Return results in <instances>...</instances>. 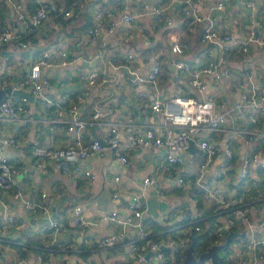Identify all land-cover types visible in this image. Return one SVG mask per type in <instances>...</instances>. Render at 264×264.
<instances>
[{"label": "crops", "instance_id": "crops-1", "mask_svg": "<svg viewBox=\"0 0 264 264\" xmlns=\"http://www.w3.org/2000/svg\"><path fill=\"white\" fill-rule=\"evenodd\" d=\"M19 1L22 2L26 17H18L10 1L0 0V24H11L16 32L26 37L29 47L24 48L17 43L0 45V87L14 86L29 70L32 61L44 49L49 48L54 63L43 67V71L51 77V85L47 91L55 98L69 94L71 99L82 93L79 104L84 117H90L95 106H104V123L97 124L96 129L94 124L88 125L86 134L102 135L112 125H117L123 141H126L132 127L142 130L155 126L158 131L162 130L163 115L151 106L144 107L141 104L142 100H151L150 93L163 99L174 94L201 96L191 84V73L179 69L176 62L184 60L193 66H199L220 55L221 45L217 41L201 40L205 27L213 25L220 31H245L252 26L248 8L242 0H224L223 8L214 7L218 0H197L203 17L194 22L185 15L183 4L178 1L173 10L175 17L172 23H166L153 13L138 14L133 22L120 23L109 37V60L107 56V59L98 58V62L93 65L78 60L93 61L96 58L98 37L88 29L95 21L97 6L101 4L117 12V6L125 2L131 4L132 10L138 13L143 9L144 0H46L51 4V15L39 26L34 25L31 19V13L39 0ZM73 1L76 4L73 13L65 14L66 7ZM145 1L154 4L163 2ZM258 5L260 9H264V0H258ZM175 31L182 42L179 49L172 48V33ZM259 32L263 33L264 30L261 28ZM63 48L76 58L74 64L61 63ZM130 53H133L132 58L129 57ZM6 55H9L8 66L2 63ZM156 60L161 63L158 82L154 84L148 80L135 83L132 79L135 73L146 74ZM227 64L230 72L222 78L206 76L208 91L217 92L220 96V111L229 109L249 84L251 70H255L257 77L264 82V45L252 44L248 51L232 48L227 56ZM93 68L100 71L105 68L108 72L107 79L99 84H90L87 77H80V72ZM9 94L14 99L21 96L13 92ZM33 96L34 99L29 98L26 103L27 111L22 114L27 117L25 123L16 122L9 115L1 114L3 129L0 130V148L18 164L19 172L11 187L2 193L8 207L0 203V217L13 215L15 221L7 230L5 241L0 243V264H7L19 255L36 257L42 245L51 248L41 264H143L128 246L137 237L134 227H126L123 239L113 244L101 245L98 243L99 239L119 231L122 227L120 223L108 221L79 226L72 219L74 206L78 203L84 205L88 217L95 218L115 208L124 210L128 200L138 194L147 200L155 196L167 202V207L156 208L158 215L149 212L147 207L144 217L150 235L161 241L168 252H174V249L166 242L176 235L180 250L175 254L174 261L179 264L184 260L186 247L193 236L197 235L193 231V224L182 219V216L194 208L195 197H198L207 221H219L226 230L225 236L216 237L209 244L223 242L230 230L237 231L230 245L220 249L223 258L219 264H241L239 261L243 257L247 258L246 264H264V256L256 257L249 245L252 236L264 237V168L253 158L255 152L264 153V135L259 133L244 140L235 131L238 124L261 130L262 124L259 121L253 122L249 117L238 116L229 109L226 131L204 132L221 146L229 142L235 147V159L226 174L228 184L225 186V194L231 196L236 191L245 194L242 204L246 207L247 217H243L236 212L240 202L231 207L222 206L216 200L210 203L202 197L203 189L195 182L180 183L169 175L164 169L165 148L162 146L130 148L128 155L131 163L128 166L117 163L114 153L109 149L103 154L90 153L84 164L94 171V178L63 173L52 165L47 171H41L33 164L31 149L34 142L62 144L68 141L72 133L64 122H56L51 127L48 119L54 116L55 111ZM129 118L132 123L126 121ZM11 135L27 141L25 147L2 145L1 138ZM181 154L183 160L178 165L185 170L186 175L195 178L205 159V153L193 144ZM248 157L252 161L249 164V175L244 177L242 167ZM222 158L217 157L209 163L204 177L205 184L220 181L215 175L222 167ZM147 174L155 175L153 185L143 183L142 177ZM115 175L120 177L116 179ZM18 186L30 196L46 191L49 211L31 212L26 209L23 200L12 195L13 189ZM159 188L165 191V196L157 195ZM114 192L118 194L114 195ZM51 219L65 220L68 225L66 230L54 233L52 228L47 227ZM53 235L56 241L50 243ZM201 251L197 250L196 254ZM210 263L211 259H207L204 264Z\"/></svg>", "mask_w": 264, "mask_h": 264}, {"label": "built area", "instance_id": "built-area-1", "mask_svg": "<svg viewBox=\"0 0 264 264\" xmlns=\"http://www.w3.org/2000/svg\"><path fill=\"white\" fill-rule=\"evenodd\" d=\"M13 4L18 17L24 19L26 13L23 9L22 2L19 0H8ZM183 4V11L191 21L202 19V9L197 5V0H163L158 4L143 1V9L137 13L133 11L131 4L121 2L118 5L117 12L106 8L104 5H98L95 10V21L90 26V32L98 37L99 47L96 52L97 58L107 59V51L109 47V37L112 35L120 23H131L138 14L153 13L159 19L166 23L174 21V7L177 2ZM248 8V13L252 22V26L245 31L229 29L220 31L213 25L204 28L201 40L217 41L221 45V52L218 57L210 58L204 65L193 66L187 61L179 60L176 66L191 73L192 86L201 93V96L194 94H174L166 98L155 97L150 93L151 100H142L144 107L151 106L163 115L162 130L158 131L155 126L147 129L139 130L137 128L130 129L127 134L126 141H123L121 132L117 125L102 135L86 134V128L90 124H103L106 110L104 106L97 105L94 107L90 117L82 116L79 101H73L69 95H62L60 98L52 96L47 89L51 85V77L43 71L44 66L52 65L51 51L46 48L41 55L32 61L29 70L24 76L17 80L15 87L27 88L32 95H35L44 105L53 109L55 114L49 120L50 126L53 127L56 122H64L67 124L68 130L72 136L62 144H45L35 142L31 152L33 154V164L41 171H47L49 166H54L63 173L74 175H84L94 178V171L84 164V160L90 153H104L109 149L114 153L116 162L122 166H128L131 163L128 150L134 147L162 146L165 148V171L174 176L178 182L187 183L195 182L202 189V197L210 203L217 201L218 204L231 207L233 204L240 202L236 212L243 217L246 215V207L242 204L244 193L236 191L234 195L226 196L225 189L228 184L226 177L227 170L232 167L235 159V147L231 143L221 146L214 141L210 135L204 132L212 133L214 131L227 130V113L229 109L235 111L238 116L249 117L253 122H260L262 129L247 127L238 124L235 131L240 134L242 139L253 138L259 133L264 135V82L257 77L255 70L250 71L249 84L243 88L233 105L225 110L220 111L218 108L222 104L220 96L217 92L208 91V80L206 76H213L214 79H220L224 74L230 72L227 64V56L229 51L237 47L242 51L250 50L252 44L264 45V9H260L258 0H242ZM73 3V7H72ZM65 9V14L70 15L75 9V1H73ZM224 0H218L214 5L216 8H223ZM51 15V4L46 0H39L37 7L31 13L32 23L34 25H42ZM259 29V30H258ZM173 49H179L182 46L180 35L173 32ZM17 43L21 47L28 48L29 42L23 38L21 34L16 32L9 23L0 24V45ZM68 50L61 49V63L74 64L75 57L68 56ZM107 56V58H106ZM133 57V53L129 54ZM9 55L2 59V63L8 66ZM109 60V58H108ZM110 61H113L110 59ZM123 64V63H122ZM122 64H117L121 66ZM129 67L128 64H123ZM161 71V63L156 60L152 63L150 70L146 74H137L132 77L135 83L151 81L157 83L159 73ZM107 70L104 68L100 71L93 68L90 71L80 72V77H87L90 84H99L107 79ZM99 76L102 78L99 79ZM25 89V90H27ZM147 93V92H146ZM149 95V94H148ZM83 97L82 93H78V99ZM29 97L26 95L14 99L9 93H6L0 101V130L3 129V121L1 114L9 115L14 121L25 123L27 117L22 114L27 111L26 103ZM140 101V100H139ZM132 123V119H127ZM199 147L205 153V159L200 164V171L195 178H192L184 172L185 170L178 165L183 160L182 151L189 148L191 142ZM25 140L16 136H5L1 138V144H11L17 147H25ZM222 161V167L217 171L216 177L220 180L214 184H205L204 177L209 167V163L217 158ZM253 158L264 168V153L255 152ZM252 161L250 157L246 158L242 167V175H249V164ZM19 167L6 155L0 148V203L4 207H8V202L3 198L2 193L11 187L15 181ZM120 176L115 175L118 179ZM145 185H153L156 177L153 174H147L142 177ZM118 192H114L117 195ZM165 191L157 190V195L165 196ZM12 195L21 198L26 209L31 212H47L49 204L46 200V191H42L37 196L26 195V192L18 186L13 189ZM147 199L138 195L132 196L125 209H112L105 211L101 215L92 218L85 214V208L82 203L74 206L73 221L79 226L102 224L108 221H116L122 225L119 231L109 233L101 237L98 241L101 245L113 244L126 236V227L132 226L136 229L137 237L128 243L130 251L143 264H179L174 261L175 254L180 250V245L176 235H173L166 242L173 247L174 252H168L162 242L156 239H148L150 230L145 221L144 214L147 208ZM194 208L185 214L191 221L202 220L204 217L203 209L199 205L198 197L193 199ZM15 221L13 215H5L0 217V237L6 236L7 230ZM232 222V221H231ZM237 223V221H233ZM251 225V224H249ZM65 222L58 219H51L47 227L52 228L54 233L64 231L67 228ZM252 226V225H251ZM194 228L204 232L207 237H223L226 234L224 225L219 221H206L205 223L195 222ZM51 242L56 241L55 236L50 237ZM249 245L255 251L256 257L264 256V237L252 236ZM46 259V252H39L36 257L27 255H19L18 257L8 261L7 264H41ZM239 263L246 264L247 258L243 257Z\"/></svg>", "mask_w": 264, "mask_h": 264}, {"label": "water", "instance_id": "water-1", "mask_svg": "<svg viewBox=\"0 0 264 264\" xmlns=\"http://www.w3.org/2000/svg\"><path fill=\"white\" fill-rule=\"evenodd\" d=\"M85 62V63H91L95 65L98 62V58L96 57L93 61L90 60H78V62ZM177 76V74H176ZM13 92L18 95H26L31 99H34V96L31 92L28 90H25L23 88L14 87L12 85L7 87H0V101L4 97L6 93ZM4 115V113H3ZM97 124H94V128L96 129ZM193 141L191 142L190 147L193 146ZM167 207L168 204L166 201L162 199H158L157 197L153 196L152 198L148 199L147 201V207L148 211L151 213H154L155 215H158L157 207ZM237 234V231L230 230L228 233L227 238L223 242H215L212 244H209L205 249H203L200 253L196 254V241H197V235L193 236V239L191 243L186 247V255L184 257V260L182 264H204L207 259H211L210 264H219L220 260L223 258L220 252V249L223 247H227L230 245V242L234 235Z\"/></svg>", "mask_w": 264, "mask_h": 264}, {"label": "trees", "instance_id": "trees-1", "mask_svg": "<svg viewBox=\"0 0 264 264\" xmlns=\"http://www.w3.org/2000/svg\"><path fill=\"white\" fill-rule=\"evenodd\" d=\"M70 5V4H69ZM89 29H90V27H89ZM88 29V31L90 32V30ZM91 33V32H90ZM23 38H26V37H23ZM68 56H70L69 54H68ZM70 57H72V56H70ZM69 95V94H68ZM69 98L71 99V96L69 95ZM71 100H73V101H79V99H78V94H76L74 97H73V99H71ZM26 106H27V104H26ZM35 143V142H34ZM17 164V163H16ZM17 166H18V164H17ZM182 219H183V221L184 222H190L191 224H193V231H194V233L195 232H197V241H196V248H195V250L197 251V250H203V249H205L207 246H208V244H209V242H210V240H214V239H216V237L215 236H213V237H207L206 235H205V233L204 232H198L195 228H194V223L195 222H200V223H205L206 221H207V218H205V217H203V219L200 221V220H197V221H191L189 218H187L186 216H182ZM58 221H60V222H65L66 224H67V222L65 221V220H61V219H58ZM166 227V226H165ZM151 233L149 232V235H148V239H155L154 237H152L151 235H150ZM5 238L6 237H4V236H2V237H0V243H3L4 241H5ZM157 240V239H156ZM50 246H47V245H42V248H41V251L40 252H49L50 251ZM181 251H182V249H181ZM180 251V252H181ZM220 263H221V261H220Z\"/></svg>", "mask_w": 264, "mask_h": 264}]
</instances>
